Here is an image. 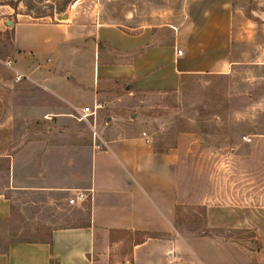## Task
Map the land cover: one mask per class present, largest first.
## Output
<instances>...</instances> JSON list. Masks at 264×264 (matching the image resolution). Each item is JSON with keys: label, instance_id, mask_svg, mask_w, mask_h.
Returning a JSON list of instances; mask_svg holds the SVG:
<instances>
[{"label": "crops", "instance_id": "crops-1", "mask_svg": "<svg viewBox=\"0 0 264 264\" xmlns=\"http://www.w3.org/2000/svg\"><path fill=\"white\" fill-rule=\"evenodd\" d=\"M247 23L234 0H189L178 23L136 31L0 12L12 75L24 72L44 86L31 83L29 103L42 116L28 117L44 128L13 133L19 142L10 148L0 100V264H176L180 257L195 264L198 251L175 223L179 143L163 147L150 135L146 141L129 100L176 89L189 73L255 62L240 49ZM38 61L51 69H38ZM94 102L101 104L89 116L96 136L66 126ZM76 189L87 196L70 204Z\"/></svg>", "mask_w": 264, "mask_h": 264}, {"label": "rangeland", "instance_id": "rangeland-1", "mask_svg": "<svg viewBox=\"0 0 264 264\" xmlns=\"http://www.w3.org/2000/svg\"><path fill=\"white\" fill-rule=\"evenodd\" d=\"M188 1L0 0V12L20 20L111 22L136 31L143 25L178 23ZM234 1L248 21L243 59L255 62L244 60L226 73H189L176 89L138 92L129 100L145 136L163 147L179 143L180 220L175 223L198 251L195 264H264V0ZM9 53L6 34L0 38L1 132L10 148L19 142L18 131L44 128L39 120L28 122L30 116H42L30 106L31 83L44 86L15 80L5 64L12 59ZM36 66L51 69L44 61ZM99 117L102 122L105 112ZM71 121L66 126L93 132L91 118ZM192 233L200 246L192 243ZM176 264L191 263L180 257Z\"/></svg>", "mask_w": 264, "mask_h": 264}, {"label": "built area", "instance_id": "built-area-1", "mask_svg": "<svg viewBox=\"0 0 264 264\" xmlns=\"http://www.w3.org/2000/svg\"><path fill=\"white\" fill-rule=\"evenodd\" d=\"M181 49H177V53H181ZM5 64L10 67L13 68V60L11 58H7L5 60ZM14 78L15 80H22V79H29V76L27 74H25L24 72L15 70L14 71ZM101 106L100 102H94L92 105H85L83 106L80 110H77V114L74 115L76 118L78 119H88L89 116H95L97 114V110L98 108ZM143 135H145V131L142 132ZM93 134L96 136V131L93 130ZM244 139L249 140L250 137L249 136H243ZM145 140L149 141V138L147 136H145ZM97 147L100 146L99 143L95 144ZM87 194L85 192V190L83 189H76L71 196L68 197L67 201L70 204H74L77 202H81L86 198Z\"/></svg>", "mask_w": 264, "mask_h": 264}, {"label": "water", "instance_id": "water-1", "mask_svg": "<svg viewBox=\"0 0 264 264\" xmlns=\"http://www.w3.org/2000/svg\"><path fill=\"white\" fill-rule=\"evenodd\" d=\"M62 17H67V14L64 13V14L62 15ZM8 21L11 22V20H8Z\"/></svg>", "mask_w": 264, "mask_h": 264}, {"label": "trees", "instance_id": "trees-1", "mask_svg": "<svg viewBox=\"0 0 264 264\" xmlns=\"http://www.w3.org/2000/svg\"><path fill=\"white\" fill-rule=\"evenodd\" d=\"M67 1H69V0H64V3L67 2ZM61 10H63V8H59V11H61Z\"/></svg>", "mask_w": 264, "mask_h": 264}]
</instances>
